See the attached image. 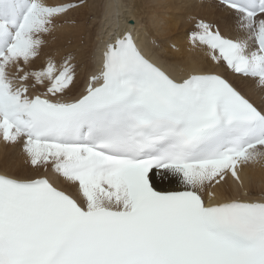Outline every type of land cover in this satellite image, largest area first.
Masks as SVG:
<instances>
[{
    "label": "bare ground",
    "instance_id": "1",
    "mask_svg": "<svg viewBox=\"0 0 264 264\" xmlns=\"http://www.w3.org/2000/svg\"><path fill=\"white\" fill-rule=\"evenodd\" d=\"M44 1L56 3L71 0ZM63 16L68 20L77 21L76 26L54 27L52 32H47L48 37L37 41V36L32 35L34 27L41 25L31 21L24 24L4 65L8 77L13 76L15 67L19 65L38 89L51 96L69 97L77 92L83 71L90 66L93 69L89 61L93 53L97 60L100 57L98 51L94 52L96 47L101 46L99 41L111 31L127 30L132 23L130 20H134L137 37L148 53L154 55L160 66L163 65L173 75L181 78L186 77L183 73L188 71H224L221 67L213 65L207 47L193 43L187 36L197 16L216 22L226 35L238 37L252 48L250 28L247 27L249 18L213 0H87L85 5ZM41 33L43 34V31ZM83 35L85 44L81 46L79 42ZM69 39L73 40L72 45L67 44ZM149 40L159 41L160 47L148 45ZM67 52H75L80 71L64 75L57 81L55 76L60 60ZM20 61H23V64ZM227 74L238 88L264 108L262 80L255 81ZM64 79L67 81L63 84ZM51 89H58L60 93H52ZM9 125L12 124L1 121L0 117V170L14 176L31 178L35 174V164L31 159L34 160L38 156V153L34 152L38 146L17 131L10 143H4V132ZM252 158L250 164L245 167L241 187L233 185L230 181H227L226 185L217 186V202L238 197L264 202V150H255ZM176 172L169 169L156 170L153 179L157 182V187L167 191L189 186L187 181H180V175ZM51 173L62 187L75 190V184H72L75 178L69 172H60V167L55 165L51 168ZM165 180L168 181L161 183Z\"/></svg>",
    "mask_w": 264,
    "mask_h": 264
},
{
    "label": "rangeland",
    "instance_id": "2",
    "mask_svg": "<svg viewBox=\"0 0 264 264\" xmlns=\"http://www.w3.org/2000/svg\"><path fill=\"white\" fill-rule=\"evenodd\" d=\"M157 13H158V12H157ZM92 19H93V17L91 16V17H90V20H92ZM26 39H27V36H26ZM82 39H83V36H82ZM80 43H81L82 45H84V44H85V41H81ZM67 44H68V45H72V40L69 39L68 42H67ZM61 77H62V76H61ZM36 86H37V85H36ZM51 91H52V89H51ZM52 93H54V92L52 91ZM153 180H154V182H155V185L158 186V185H157V182L155 181V179H153ZM167 181H168V180H165V181H162L161 183H163V182H167Z\"/></svg>",
    "mask_w": 264,
    "mask_h": 264
}]
</instances>
